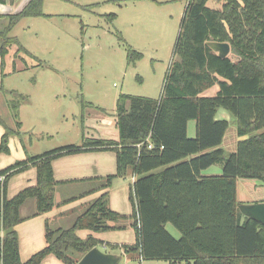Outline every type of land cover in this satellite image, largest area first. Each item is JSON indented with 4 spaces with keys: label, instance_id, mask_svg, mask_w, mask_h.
<instances>
[{
    "label": "trees",
    "instance_id": "16d2710c",
    "mask_svg": "<svg viewBox=\"0 0 264 264\" xmlns=\"http://www.w3.org/2000/svg\"><path fill=\"white\" fill-rule=\"evenodd\" d=\"M8 1L13 2L0 0V4ZM42 1L30 0L18 12L0 15V20H7L0 23L2 56L16 41L8 38L13 26L23 17L41 16ZM211 1L187 0L173 51L176 60L169 66L159 99L118 96L117 141L89 139L81 146H64L0 170L4 177L0 182L1 264H41L48 255L64 264H77L102 244L92 237L79 238L77 230H120L126 220H133L136 242L120 247L138 253L142 260L264 264V225L240 212L236 196L238 179L264 184V0H221L220 8L210 7ZM210 41L228 43L229 55L219 57L207 45ZM214 86V95H204ZM6 94V106L18 129H11L0 116L4 128L0 154L10 153L9 137L20 133L19 108L29 103L16 91ZM219 109L230 114L236 127L233 152L221 148L229 122L216 118ZM190 121L195 122L193 138L187 135ZM90 151L115 152V173L72 182L87 186L82 195L103 193L67 228L52 229L46 221L44 248L22 262L15 226L57 205L55 187L62 183L53 178L52 161ZM214 165L220 166L221 175H201ZM30 167L36 169V184L7 198L9 179ZM128 171L134 177L129 194L133 212L124 216L109 209L107 191L114 179ZM30 199L35 201V211L23 218L20 209ZM167 224L179 231V239L166 230Z\"/></svg>",
    "mask_w": 264,
    "mask_h": 264
},
{
    "label": "rangeland",
    "instance_id": "374dc122",
    "mask_svg": "<svg viewBox=\"0 0 264 264\" xmlns=\"http://www.w3.org/2000/svg\"><path fill=\"white\" fill-rule=\"evenodd\" d=\"M25 2L8 1L6 7L17 10ZM211 3L221 7V0ZM186 5L187 0H43L41 16L20 19L8 35L15 43L8 46L6 55L0 54V116L17 130L6 106V93L16 91L29 103L19 108L20 133L9 137L12 152L1 154L4 165L0 170L64 146L109 138L106 125H113L120 94L159 99L169 66L176 60L173 51ZM214 87L204 95H213ZM216 118L228 120L221 148L233 151L234 145L228 143L236 140L232 117L219 109ZM0 129L4 131L1 125ZM14 176L10 188L16 186ZM121 179L119 185L128 187L132 205L129 187L133 176L128 171ZM86 189L76 185L61 188L54 201H71ZM236 191L237 199L248 204L264 198V184L259 180L238 179ZM114 194L120 200V194ZM88 204L74 208V214L68 212L59 226L69 227L74 215L83 213ZM166 230L179 239V231L171 224ZM28 236L26 232V239ZM1 238L0 229V242ZM117 264L130 263L122 256Z\"/></svg>",
    "mask_w": 264,
    "mask_h": 264
},
{
    "label": "crops",
    "instance_id": "0c3cea01",
    "mask_svg": "<svg viewBox=\"0 0 264 264\" xmlns=\"http://www.w3.org/2000/svg\"><path fill=\"white\" fill-rule=\"evenodd\" d=\"M30 0H27L19 9H14L13 11H8V8L6 7L7 4H0V15H9L14 14L18 11H20ZM7 3V2H6ZM208 5L212 7V3L208 2ZM8 13V14H7ZM217 87H214L212 93H216ZM213 94V95H214ZM225 116V115H224ZM233 123V121H232ZM110 129V130H107ZM106 131L110 134L109 138H102L103 140H113L117 141L119 138L118 130L116 127V117L113 120V125L110 124V126L106 125ZM195 122L190 121L187 124V135L190 138H193L195 136ZM235 135H236V127H235ZM3 135V130L0 129V140ZM225 136V135H224ZM12 138V137H11ZM224 140V138H223ZM238 141L237 135L236 140L234 138L232 140H228V143L230 147L234 145V150L236 148V143ZM223 143V141H222ZM9 150L10 155L12 152L11 146H10V138H9ZM222 145V144H221ZM224 149V148H223ZM225 150V149H224ZM233 150V151H234ZM230 151V152H233ZM225 152H228L225 150ZM9 155V156H10ZM6 155V157H9ZM0 157L2 155L0 154ZM4 163V162H3ZM2 162L0 163V166L4 165ZM52 171H53V178L56 182L62 183L57 184L55 187L54 197L58 198V190L61 188L69 187V186H85L84 184L72 182L77 181L81 179L86 178H92V177H105L108 175H113L116 171V157L115 152L113 151H90V152H82L77 154H71V155H64L59 158H56L52 161ZM213 171L215 174H211L209 171ZM221 168L218 165L211 166L201 172V175L203 176H218L221 175ZM14 178H18L15 182V185H12L10 188V185L13 184L11 182V179H9L7 183V198H12L15 195H17L20 191L27 187L34 186L36 184V169L35 168H28L27 170L23 171L22 173L14 176ZM122 178V177H121ZM121 178H116L113 180L111 187L108 189V207L111 211L124 215V216H130L133 212V206L129 204L128 201V187L126 185L120 186ZM70 181L72 183H70ZM134 181V177H133ZM132 181V183H133ZM117 182V183H116ZM131 183V184H132ZM130 184V185H131ZM131 187H129V194H130ZM119 193L120 200H116L115 194ZM103 191H97L95 193L91 194H83L82 196H77V198H73L71 201H64L63 199L57 202H55L56 207L52 210L37 215L33 217L26 218L22 222L18 223L15 226V230L18 236V244H19V258L22 262L27 261L32 255L40 251L45 246V222L47 221L51 228L57 229V228H63L61 225L63 224L62 221H65L66 215L68 212H72L74 214V208H77L78 206L81 207V204H87L92 201H94L96 198H98ZM10 194V196H9ZM237 196V191H236ZM63 201V202H62ZM237 201L240 204H248L246 202H243L238 200ZM264 203V198L250 202L249 204H259ZM72 206V208H71ZM130 209L132 212H130ZM35 211V201L33 199L27 200L24 205L20 209V214L24 217H27L28 215H31ZM66 215V216H65ZM78 215H74V218H76ZM74 221V220H73ZM73 221L70 223H73ZM54 222V226L52 227L51 224ZM133 223V220L131 222L129 220L123 221L122 225L124 226L123 229L120 230H110V231H104V232H93L90 230H77L76 235L80 237L81 239H86L88 237H92L97 241H100L102 244H99L95 247H98L101 251L105 253H111L118 257L120 259L122 256L125 257L127 263H139L143 264L145 260H142L138 253H126L123 251V249L120 247L122 245H132L136 242V233L131 224ZM59 224H61L59 226ZM1 229V226H0ZM131 232H130V231ZM2 232V231H1ZM26 232L29 233L28 238L26 239ZM129 232V233H125ZM128 239V240H125ZM117 246V247H112ZM148 261V260H146ZM166 262V261H165ZM168 263V262H167ZM41 264H64L62 261L55 258L53 255H48L44 260L41 262ZM146 264V263H145Z\"/></svg>",
    "mask_w": 264,
    "mask_h": 264
},
{
    "label": "water",
    "instance_id": "95a60500",
    "mask_svg": "<svg viewBox=\"0 0 264 264\" xmlns=\"http://www.w3.org/2000/svg\"><path fill=\"white\" fill-rule=\"evenodd\" d=\"M207 45L221 58L227 57L230 53L228 43L210 41L207 42ZM2 46L3 43L0 41V50ZM239 210L244 216L264 225V203L241 204L239 205ZM118 260V257L115 255L105 253L98 247H93L81 257L77 264H117Z\"/></svg>",
    "mask_w": 264,
    "mask_h": 264
},
{
    "label": "built area",
    "instance_id": "2783aa9c",
    "mask_svg": "<svg viewBox=\"0 0 264 264\" xmlns=\"http://www.w3.org/2000/svg\"><path fill=\"white\" fill-rule=\"evenodd\" d=\"M137 147H140V145H137ZM151 147H152V145H148V148H151ZM3 179H4V177L3 176H0V182H2Z\"/></svg>",
    "mask_w": 264,
    "mask_h": 264
}]
</instances>
